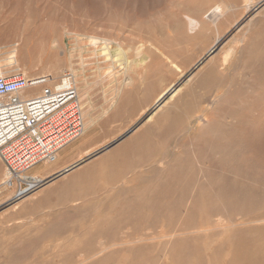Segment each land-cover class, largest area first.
I'll return each mask as SVG.
<instances>
[{
    "label": "rangeland",
    "instance_id": "1",
    "mask_svg": "<svg viewBox=\"0 0 264 264\" xmlns=\"http://www.w3.org/2000/svg\"><path fill=\"white\" fill-rule=\"evenodd\" d=\"M245 3L0 0L6 75L25 70L38 77L56 66L63 68L59 83L72 73L71 59L80 70L77 37L100 38L83 51L77 78L78 87L89 88L81 98L84 122L88 114L96 124L57 160L63 155L62 165L75 161V169L14 208L16 199L6 200L22 180L29 185L30 170L4 185L10 174L0 158V264H264V17L255 18L258 7L247 10ZM224 4L231 8L217 31L209 14ZM190 18L200 24L191 29ZM218 34L223 38L214 46ZM105 40L113 56L102 49ZM229 46L236 54L222 68ZM138 49L144 61L138 62ZM203 56L215 62L209 69L203 62L192 78ZM174 85L180 92L155 131L102 160L134 130L102 148L145 123ZM88 149L92 154L84 156Z\"/></svg>",
    "mask_w": 264,
    "mask_h": 264
},
{
    "label": "built area",
    "instance_id": "2",
    "mask_svg": "<svg viewBox=\"0 0 264 264\" xmlns=\"http://www.w3.org/2000/svg\"><path fill=\"white\" fill-rule=\"evenodd\" d=\"M36 87L38 92L24 95ZM83 132V106L72 73L59 83L49 77L0 75V158L14 180L39 163L54 162ZM31 188L22 180L15 201Z\"/></svg>",
    "mask_w": 264,
    "mask_h": 264
},
{
    "label": "bare ground",
    "instance_id": "3",
    "mask_svg": "<svg viewBox=\"0 0 264 264\" xmlns=\"http://www.w3.org/2000/svg\"><path fill=\"white\" fill-rule=\"evenodd\" d=\"M256 5V4H255ZM255 5H253V0H246V3H245V8L247 9V10H252V9H254V8H256V7H258L257 9V13H256V17L255 18H257L258 16H260V15H262L263 17H264V0H258V2H257V5L255 6ZM233 7V6H232ZM231 8V6H228V5H226V4H224V5H216V7L215 8H213V10L211 11V13L209 14V19L211 20V22L213 23V25H215L216 26V29H217V31H219L220 30V27H221V25H222V23L224 22V20L226 19V16L228 15V11H229V9ZM208 16V15H207ZM252 17V16H251ZM250 17V18H251ZM251 22L252 21H250L248 24H251ZM260 22V21H259ZM258 22V23H259ZM189 24H190V28L191 29H193V28H195V27H197L199 24H200V22H199V20H197V19H194V18H190V20H189ZM258 25V24H257ZM222 38H223V35H220V34H218L217 35V38H216V44L214 45V46H216L217 44H219L221 41H222ZM243 38H245V36H243ZM243 38H239V39H237L238 41H244L245 39H243ZM55 40V39H54ZM77 49H79V56H80V59H81V67H79L80 68V70L78 71V70H76L75 69V67H74V65H73V61H72V59H71V61H70V69H71V71H72V74H73V76H74V78H75V81H76V83H77V78H79V76L81 75V73H82V71L84 70V66H83V64H84V60H83V51L87 48V47H89L90 45H94V46H96L97 44H100L99 43V41H100V38L99 37H97V36H84V35H81V38H78L77 37ZM56 41H58V40H56ZM86 41V42H85ZM231 41V40H230ZM81 42H85V43H81ZM103 42V41H102ZM112 42V41H111ZM114 42H115V40H114ZM109 43H110V41H109ZM109 43L105 40V46L102 48L103 50H104V52H105V54H107L108 56H113L112 55V48L109 46ZM115 43H117V42H115ZM228 43V42H227ZM112 44V43H111ZM110 44V45H111ZM53 45V44H52ZM55 45V44H54ZM118 45V44H117ZM220 45V44H219ZM56 46H57V44H56ZM120 45H119V47H118V49H116L117 50V54H118V56H120V55H123V53H124V51H122L121 49H120ZM222 48V47H221ZM243 48V47H242ZM212 49L213 48H211L210 50H209V54L211 53V51H212ZM216 49V48H215ZM115 50V49H114ZM115 50V51H116ZM222 50H224V52H225V55L223 56V58H221V60H220V67H222V68H224V67H226L227 66V64L231 61V59L234 57V55L236 54V48L235 47H232V46H229V47H223V49ZM244 50V49H243ZM72 52V51H71ZM143 52H141V49H138V51H137V54H138V56H139V60H138V62L140 61H144V59H146V58H143L142 57V54ZM207 54V53H206ZM244 54V53H243ZM103 55V54H102ZM72 54H70V58H72ZM124 56V55H123ZM214 57V56H213ZM109 58V57H108ZM136 58H137V56H136ZM135 58V59H136ZM17 59V55L15 54V52L13 53V54H11V56L8 58V62H9V64H12V63H14L15 62V60ZM128 59V58H127ZM135 59H134V61H135ZM206 56H203V57H201V59L198 61V64L196 63V65L195 66H197L196 67V69H198L200 66H201V64H204L205 63V61H206ZM116 60V59H115ZM123 60H125V59H123ZM241 60V59H240ZM204 62V63H203ZM215 62V60L213 59V58H210V60H208L205 64H204V67L207 69H209L210 68V66L213 64ZM123 63H124V61H123ZM132 63H127L125 66L126 67H124L126 70H125V80H124V82H125V85H129V83H130V79H131V77L130 76H127V71H129V69H130V67L132 66L131 65ZM85 65V64H84ZM116 67V66H115ZM202 68V67H201ZM201 68H199V70L196 72V73H194V75L192 76V78L194 77V76H196V75H198L199 73V71L201 70ZM0 71H1V69H0ZM45 72H43L44 73V75L43 76H38V77H49V78H52V77H50V76H47V75H55L54 76V78H52V81H55V82H57V80H56V78H58L60 75H61V72L63 71V68L62 67H56V66H49V67H47V69H45L44 70ZM111 72V71H110ZM20 73H22L24 76H27L28 77V74H27V72L24 70L23 72H20ZM47 73V74H46ZM109 73V72H108ZM115 74V73H114ZM0 75H6V73H4V72H0ZM18 75V74H17ZM62 76V75H61ZM191 78V79H192ZM195 78V77H194ZM190 79V80H191ZM193 80V79H192ZM202 81V80H201ZM60 82V81H59ZM191 82V81H190ZM58 83V82H57ZM97 83V82H96ZM83 84V83H82ZM192 84V83H191ZM98 85V84H97ZM78 86V85H77ZM119 87V86H118ZM38 87H36V88H31V89H28V90H26L25 92H24V95H29L30 93H34V92H38ZM88 86L87 85H85V86H83V87H78V94H79V98H80V100H81V98L83 99V98H85L86 96V93H89L88 92ZM120 89V88H119ZM169 90V89H168ZM179 90V91H178ZM184 90V89H183ZM172 92V96H171V99H169L167 102H165L166 101V96H167V94L168 93H170V92ZM169 91H166V92H164V93H162L160 96H159V98L157 99V101H156V106H157V111L155 112V113H153L152 115H151V117L145 122V123H143L142 125H140V126H137L138 124H136L135 125V128H128V131L122 136L121 135V137H123V138H125L126 137V135L128 134V133H130V132H132L133 130V132H134V135L130 138V139H128L126 142H124L121 146H119L117 149H115V150H113V151H111L110 153H108L107 155H105L104 157H101V159L103 160L104 158H106L107 156H109L110 154H113V153H116V152H118V151H120L121 149H123V148H125V146H127V145H129L132 141H134L135 139H137L138 137H143L144 135H146V134H151L152 132H154L155 131V123L157 122V119L159 120V119H161V118H167L168 117V102H170V101H173L172 99L173 98H175V96L180 92V89H178V87H177V85H174L173 87H171L170 88V90ZM168 98V97H167ZM114 100V99H113ZM165 102V103H164ZM115 102L113 101V103H112V105L114 104ZM163 104V105H162ZM108 111V110H107ZM107 111L105 112V113H107ZM154 111V110H153ZM152 111V112H153ZM154 121V122H153ZM156 121V122H155ZM138 122V121H137ZM85 124H84V132L85 131H88V130H90L95 124H96V122H95V119L94 118H92V117H89L88 116V114L85 116V122H84ZM135 123V122H134ZM131 126V125H130ZM137 126V127H136ZM93 131V130H92ZM130 131V132H129ZM83 132V133H84ZM121 137H119V139L121 138ZM122 139V138H121ZM87 140V136H84L83 138H82V141L84 142V141H86ZM118 141V139H116L114 142H112L111 144H109V145H107V146H105V147H103L102 148V150H104V149H107V148H109V147H112V144L114 145L116 142ZM76 146L77 145H74V146H72L70 149H66V150H64V152H63V154L65 155V156H68V154L70 153V150H74V149H76ZM84 146V145H83ZM70 147V146H69ZM85 148V147H84ZM98 151V150H97ZM92 150L91 149H88V150H86L85 151V155L84 156H88V155H90V154H92ZM95 153V152H94ZM99 155V154H98ZM61 155H57V158H56V160L55 161H57L58 160V158L60 157ZM82 155H81V152H79L78 153V159H82ZM64 157H63V155H62V159H63ZM62 159H60L56 164H54V165H52V166H59V168H57V170H54V167H52V166H50V164L49 163H51V162H45V165H46V168H44V169H42V170H45V172L44 173H42V174H40V175H32V176H27L26 178H25V180L28 178V182H29V185H31L32 186V188H31V190L33 189H35V187L36 186H38L39 184L40 185H42L41 183H43V184H45L46 182V184L45 185H43L41 188L43 189V188H46V187H48V186H51V185H53L59 178H61V177H66L69 173H71L75 168H72L73 167V165L75 164V161H72V162H69V163H65V164H63L62 165ZM179 159V158H178ZM84 160V159H83ZM180 160V159H179ZM54 161V162H55ZM180 162V161H179ZM53 163V162H52ZM104 163V162H103ZM127 163V162H126ZM61 164V165H60ZM93 164V163H92ZM178 164V163H177ZM89 166V165H88ZM87 166V167H88ZM112 166H113V164H112ZM86 167V168H87ZM179 168H180V166H178ZM178 168V169H179ZM36 169H37V167H36ZM179 170H181V169H179ZM35 171V170H34ZM181 172V171H180ZM57 174H61V176H59V177H56V178H53L55 175H57ZM72 176V175H71ZM23 176H21V177H19V178H17V180L18 181H20V180H22L23 178H22ZM37 177V178H36ZM29 178H34V180H30ZM47 178H49V179H47ZM69 178H71V177H67L66 178V180H68ZM17 181V182H18ZM34 181H35V183H34ZM63 181H60L58 184H61ZM3 183V182H2ZM4 185H14V184H16V181L14 182L13 181V179H12V176L11 175H9V177H7L6 179H5V181H4V183H3ZM44 193H46V192H44ZM17 195V194H16ZM31 195H32V193H31ZM30 195H27L26 197H24V198H22L21 200H18V201H16L15 203H13V205L11 206V207H14V208H19L20 206H21V203H22V201L24 200V199H26V198H28ZM18 199V198H17ZM23 204V203H22ZM90 252V251H89ZM264 260V259H263Z\"/></svg>",
    "mask_w": 264,
    "mask_h": 264
},
{
    "label": "crops",
    "instance_id": "4",
    "mask_svg": "<svg viewBox=\"0 0 264 264\" xmlns=\"http://www.w3.org/2000/svg\"><path fill=\"white\" fill-rule=\"evenodd\" d=\"M56 162L57 161L51 163V166L54 165V164H56ZM42 165H44V164L43 163L42 164L39 163L36 166H34L33 168H31L30 169V172H29V176H32V175H40L41 173H44V172H42L44 170H42L41 168H39ZM44 166H46V165H44ZM36 167H37V169H36ZM52 167H54V170H57V168H59V166H52ZM16 194H17V191H15L11 196H9V198L6 200V202H9V201L13 200L15 198Z\"/></svg>",
    "mask_w": 264,
    "mask_h": 264
},
{
    "label": "water",
    "instance_id": "5",
    "mask_svg": "<svg viewBox=\"0 0 264 264\" xmlns=\"http://www.w3.org/2000/svg\"><path fill=\"white\" fill-rule=\"evenodd\" d=\"M121 138H123V137H121ZM121 138H120V139H121ZM120 139H118V141H119ZM112 145H113V144H112ZM60 175H61V174H60ZM58 176H59V175L57 174V175L54 176V178H55V177H58Z\"/></svg>",
    "mask_w": 264,
    "mask_h": 264
}]
</instances>
